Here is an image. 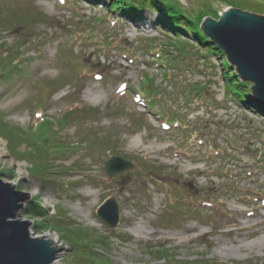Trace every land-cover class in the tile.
<instances>
[{
    "label": "rangeland",
    "instance_id": "obj_1",
    "mask_svg": "<svg viewBox=\"0 0 264 264\" xmlns=\"http://www.w3.org/2000/svg\"><path fill=\"white\" fill-rule=\"evenodd\" d=\"M103 1L0 0V180L28 196L15 218L52 242V264H90L64 239L76 229L102 264H264V114L228 101L222 75L236 74L216 46L204 59L156 14L135 27ZM163 1L198 28L264 15V0ZM111 158L132 170L108 178ZM109 199L114 229L96 216Z\"/></svg>",
    "mask_w": 264,
    "mask_h": 264
},
{
    "label": "water",
    "instance_id": "obj_2",
    "mask_svg": "<svg viewBox=\"0 0 264 264\" xmlns=\"http://www.w3.org/2000/svg\"><path fill=\"white\" fill-rule=\"evenodd\" d=\"M199 31L223 53L226 62L235 70L239 81L249 84L253 102L264 108V15L225 10L219 21L203 19ZM132 166L118 158L104 164L108 178L130 172ZM27 194L0 180V264H52L58 250L52 242L30 236L29 224L15 218ZM97 217L108 228L118 224V207L113 199L107 200L98 210Z\"/></svg>",
    "mask_w": 264,
    "mask_h": 264
},
{
    "label": "trees",
    "instance_id": "obj_3",
    "mask_svg": "<svg viewBox=\"0 0 264 264\" xmlns=\"http://www.w3.org/2000/svg\"><path fill=\"white\" fill-rule=\"evenodd\" d=\"M85 1L87 2L88 0ZM91 1L99 2L103 0H91ZM103 2H106V0H104ZM97 4L98 3H93V5H97ZM107 11L115 20L119 19L124 23L134 25L135 27H140L142 24L148 22L142 14L143 11H147L148 15H151L152 13H153L152 15L156 14L157 19L156 21H154L153 24L155 27H159L161 31L170 34L173 37L178 38L179 40H181L179 36H181L182 32L187 33L188 35H190V37H192V42L195 43L196 46L206 50L205 52L206 56L204 57V59L207 60L209 59L207 57V54L211 56H220V57L222 56V54L218 51V49L215 48V46L212 45L199 31L198 24L200 20L196 21L195 19L194 20L191 19V17H189V15L186 14L183 10L173 9L169 5H167L163 0H108ZM183 48L184 46L176 49L177 51L176 53L181 54ZM153 51L155 52V49ZM158 53L156 52L154 54L157 60L156 64L159 65V68L165 69L166 67L169 66V63L168 61H163L160 57L161 54L164 55L165 52L161 53L160 50L158 51ZM178 54H174V57L180 58ZM222 65L223 67L227 66L225 62H222ZM224 71L225 70H223V72ZM232 75L234 74H229L228 72L222 75V81L227 89V97L228 99H230L228 101L232 102L234 105L237 106V108L243 111L252 109L260 114H264V108L262 109L261 107L256 106L252 98L247 93L248 91L247 85L240 83L238 81V77ZM147 93H148L147 90L143 89V92L142 94L139 95V97L142 100L146 101V98L143 96H145ZM149 104L152 107L154 103L150 101ZM170 121H173V119H171ZM167 124L171 126H177L176 123H167ZM6 128L7 127L3 129ZM13 135L14 134H11V137H13ZM38 169H39L38 172L39 174L41 169L39 167L37 168V170ZM34 211L36 213L39 212L38 209ZM35 212H32V214H36ZM89 236L90 233L88 231L76 229L71 233L66 232L64 239L68 241V243L72 245V247H74L75 251L73 252V256L75 258L78 257V259H81L82 261H86L84 263L88 262L90 264L92 263L102 264L103 260L101 261V256H98V254L96 253L87 254V252L82 253L80 251V249L82 248L83 249L88 248L87 244L89 243L88 242ZM89 251L94 252V249L92 250L89 249Z\"/></svg>",
    "mask_w": 264,
    "mask_h": 264
},
{
    "label": "bare ground",
    "instance_id": "obj_4",
    "mask_svg": "<svg viewBox=\"0 0 264 264\" xmlns=\"http://www.w3.org/2000/svg\"><path fill=\"white\" fill-rule=\"evenodd\" d=\"M220 17V16H219ZM90 104L92 105V104H96V101L95 100H91L90 101ZM133 230L136 232V233H139L141 230H142V228H137V227H135V228H133ZM56 245V244H55ZM55 247V246H54ZM56 248H59V245H56Z\"/></svg>",
    "mask_w": 264,
    "mask_h": 264
}]
</instances>
